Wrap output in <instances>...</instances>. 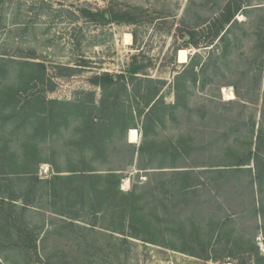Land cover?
<instances>
[{"label": "rangeland", "instance_id": "obj_1", "mask_svg": "<svg viewBox=\"0 0 264 264\" xmlns=\"http://www.w3.org/2000/svg\"><path fill=\"white\" fill-rule=\"evenodd\" d=\"M228 1L0 0V264H256L264 0H239L209 42ZM106 73L115 82H95ZM237 166L253 172H220ZM81 169L117 173L108 186L133 193L141 225L123 229V194L111 207L75 193Z\"/></svg>", "mask_w": 264, "mask_h": 264}, {"label": "trees", "instance_id": "obj_2", "mask_svg": "<svg viewBox=\"0 0 264 264\" xmlns=\"http://www.w3.org/2000/svg\"><path fill=\"white\" fill-rule=\"evenodd\" d=\"M242 7H243L242 1L229 0L227 2L226 6L223 8V10L220 13V16L217 18L220 25H222V27L216 32L214 37L211 38L209 42H213L215 40L216 36L220 34L222 28L227 23L229 24L231 21H233L235 19L236 15L240 12ZM84 10H85L84 12L86 14L90 15V17L93 20L98 21V22H103V23H108V22L134 23L137 20L134 13H131L130 11H123V10L117 11V10H113V9H102V10L95 12L91 9H84ZM199 35H200V32H198L196 29L190 31V38H191L190 43L195 47H200V44H201L200 40L201 39H200ZM209 38L210 37H208V39ZM191 70L193 73H195L193 68ZM134 72H138V71L136 70ZM101 76L100 77L97 76L95 78L96 83H99L101 81V78L107 79V81H104V82L101 81L102 85H109V84H112L113 82H115L114 77L109 75L108 73L103 74ZM48 104H50L51 106L54 107L56 105L63 104V102L60 100H50L48 102ZM154 106L155 105H153V108H154ZM52 111H53V108L50 109V112H52ZM88 141L89 142H91V141L95 142V138L93 136L89 137L87 139V142ZM257 141H258V143H256V145H258V148H259L261 142H264V128L263 127H262L261 132L259 133V135L257 137ZM169 150H170V148L166 147L163 151L168 153ZM139 151L141 153L147 152L144 149V147H140ZM246 164H248V163L243 162V163H240L238 165H246ZM255 164H256L255 178L257 179L260 176H263V174H264V157L256 154ZM161 167H164V166H161ZM251 168L252 167L237 166L234 168H222V169H220V172H222V170H226V172H231V173H237L239 171H247V172H251V174H252L253 170ZM89 171H93V170L81 169L79 171V176H78L79 179L84 177V178H86L85 182L86 181L90 182L88 185L89 188L88 187L86 188V186L84 184H80L78 186L75 185V187L73 188L75 193L82 194V195H84V193H86V195L89 198L94 199L97 203H99V205L103 204L105 201H108L109 202L108 205H110L111 207H116V205H118L117 204L118 197L121 198V196H122L121 194H123L124 198H126V200H127L123 205L120 206L122 208L123 212L126 214V217H127L125 219V221L121 220V225L123 226V229L125 227L124 222H127L126 221L127 219H128V222L130 225L131 224L133 225V223L137 224V226L141 225L142 219L140 218V213H138L139 208H138V205L136 206V198L133 199V197H132L133 193L130 192V194H126V193L121 192V191L119 192V191H117L116 185L114 187H112V184H109V186H108V183H110L113 180V179L110 180V177H117L118 176L117 173L109 172L108 175L104 176V175H100V173H92ZM159 172H165V170H162ZM175 172H176V174L182 175L181 180L185 183L183 185L184 191H188L191 188L194 190L199 186L197 183H195V181H191V183H189L190 177L192 178L191 174H193V172H191L190 170L181 169V170H175ZM62 178H63L62 175L55 174L53 180L58 181V180H62ZM70 179L73 180L74 178H70ZM101 179H104L103 181H105V183H103V185H101V181H100ZM120 181H121V177H119L118 183ZM112 183H114V182H112ZM258 184L260 185V187L263 184V181L261 178L258 179ZM127 208L129 209L128 216H127V210H126ZM223 224L224 223H221V226ZM134 228H136V226ZM123 229H119V232H121ZM148 231H149V229H148ZM263 231H264V229H263ZM133 234L135 236L139 235L138 233H136V231ZM218 235H219V233H218ZM135 236H133V237H135ZM143 240L148 241L146 239V237ZM257 249L259 250V247H257ZM254 261L256 262V264H264V254L261 253V251H259L256 254V258Z\"/></svg>", "mask_w": 264, "mask_h": 264}, {"label": "bare ground", "instance_id": "obj_3", "mask_svg": "<svg viewBox=\"0 0 264 264\" xmlns=\"http://www.w3.org/2000/svg\"><path fill=\"white\" fill-rule=\"evenodd\" d=\"M137 137H138V130L135 129V128H132L129 131V139H130V141L135 142Z\"/></svg>", "mask_w": 264, "mask_h": 264}]
</instances>
